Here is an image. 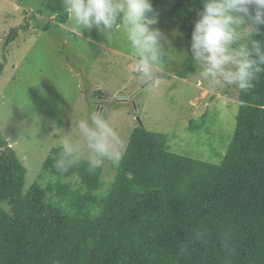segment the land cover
Masks as SVG:
<instances>
[{
	"label": "trees",
	"instance_id": "trees-1",
	"mask_svg": "<svg viewBox=\"0 0 264 264\" xmlns=\"http://www.w3.org/2000/svg\"><path fill=\"white\" fill-rule=\"evenodd\" d=\"M46 8L65 22L61 0ZM201 8V0L171 7L184 39L191 40ZM196 70L189 52L175 76ZM235 91L234 133L225 153L216 154L219 163L173 152L167 135L139 126L119 168L110 164L115 176L103 194L102 168L89 174L82 162L56 171L61 147L43 161L38 179L47 175L49 182L27 186L26 169L0 134L10 163L5 206L0 201V264H264V74L249 92ZM198 229L206 244L195 241ZM182 243L189 244L186 254Z\"/></svg>",
	"mask_w": 264,
	"mask_h": 264
},
{
	"label": "rangeland",
	"instance_id": "rangeland-1",
	"mask_svg": "<svg viewBox=\"0 0 264 264\" xmlns=\"http://www.w3.org/2000/svg\"><path fill=\"white\" fill-rule=\"evenodd\" d=\"M175 1L152 0L154 27L166 37L167 53L159 79L146 84L134 70L137 55L122 29L109 44L95 29L81 31L68 16L55 22L48 0H0V134L26 169L27 186L39 180L52 148L61 147L65 135L79 139L78 121L97 110L116 131L122 153L141 126L167 135L173 152L219 163L216 154L225 153L234 133L237 93L235 87H209L199 66L188 78L175 76L191 42L170 13ZM201 119L203 127L196 129ZM110 164L102 167L99 194L114 179ZM9 170L0 148L4 206ZM49 180L43 175L39 182L45 186Z\"/></svg>",
	"mask_w": 264,
	"mask_h": 264
},
{
	"label": "clouds",
	"instance_id": "clouds-1",
	"mask_svg": "<svg viewBox=\"0 0 264 264\" xmlns=\"http://www.w3.org/2000/svg\"><path fill=\"white\" fill-rule=\"evenodd\" d=\"M202 8L191 32L190 52L209 87L220 85L249 92L264 74V0H201ZM61 6L82 30L95 29L112 43L122 29L137 60L134 70L146 83L159 79L157 70L167 53L166 37L157 27L158 13L152 0H61ZM245 43H241L244 37ZM79 139L65 135L54 167L66 174L86 162L89 174L106 163L118 169L123 153L118 137L101 111H92L77 123ZM206 231L198 229L195 241L207 243ZM221 243L228 247L225 235ZM188 243L180 245L187 253Z\"/></svg>",
	"mask_w": 264,
	"mask_h": 264
}]
</instances>
